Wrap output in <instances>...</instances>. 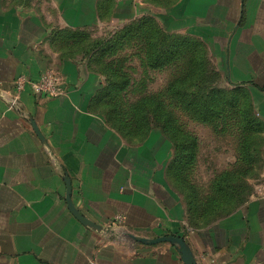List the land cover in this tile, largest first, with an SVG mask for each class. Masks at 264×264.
I'll return each instance as SVG.
<instances>
[{"label": "crops", "instance_id": "obj_1", "mask_svg": "<svg viewBox=\"0 0 264 264\" xmlns=\"http://www.w3.org/2000/svg\"><path fill=\"white\" fill-rule=\"evenodd\" d=\"M144 14L203 41L264 121V0H45L39 8L0 0V264H185L170 242L134 238L164 234L184 236L198 264H264V189L193 226L168 173L173 142L158 129L145 139L123 136L94 107L100 75L53 42L61 29ZM48 68L66 92L52 97L27 85L11 108L16 79L38 80ZM68 179L74 206L107 230L72 212Z\"/></svg>", "mask_w": 264, "mask_h": 264}, {"label": "rangeland", "instance_id": "obj_2", "mask_svg": "<svg viewBox=\"0 0 264 264\" xmlns=\"http://www.w3.org/2000/svg\"><path fill=\"white\" fill-rule=\"evenodd\" d=\"M15 1L28 3L36 8L45 5V0ZM147 17L152 16L144 14L140 17H132L127 22L111 20V23L104 27L83 30L85 32L84 40L74 45L75 48L71 54L85 61L88 68L101 77L100 86L95 93L97 95L95 96V108L106 120L121 126L120 131L128 136L137 133V129L134 127L138 117L136 112L143 108L141 119L173 122L172 125H169L168 130L171 135L182 136L181 132L184 131L185 136L196 137L193 162L179 176L175 174V171L170 173L173 186L186 203L193 200L202 209L210 202L225 201L224 195L221 194V197L216 190V182L223 173L238 172L240 181L237 184L241 189L238 188L239 193L236 196L240 201L238 203L233 201L228 205V208L238 209L245 205L251 196L264 189L261 161L251 163L250 155L247 154L250 140L254 139L253 148L257 147L261 150L263 157L264 129L250 130V127L246 128L245 111L248 107V96L246 92L242 93L240 90L234 89V86L224 79L208 49L206 48L207 58H204V61H208L210 70L216 71L210 73V76H215L217 79L213 85L221 89L226 97L222 95L224 99L217 98V103L222 102L221 112L207 114L204 116L206 119L203 120V116L195 110V107L191 109L185 105L186 103L183 105L180 100L171 95L168 89V86L174 82L180 84V81L175 80L187 76L193 66V62L190 63L189 57L187 58L189 50H185L183 55L162 67H154L148 62L150 54V49L146 48L149 46L148 40L146 41L145 37L142 38L136 32L115 53L107 51V46L89 47L94 40H104L113 35L118 36L125 29H129V26H134V23L141 21L142 18L144 21ZM156 20L160 24L157 18ZM59 43H62L63 51H66L64 43L61 41ZM58 45L57 48L60 49ZM88 48L89 50L86 51ZM102 50H104V54L101 53ZM121 73L126 74L129 83L126 88L119 90L112 83L118 79L121 81ZM211 83L209 82V85ZM183 85L188 88L191 94L200 96L202 89L199 88L197 81H185V84L180 86ZM104 86L112 88L111 94L102 93ZM232 98L236 103L235 106L230 105ZM222 100L228 103H223ZM151 103L158 107L151 110ZM147 124L155 125L152 122ZM204 210L206 216L211 219L224 216L230 211L225 208L215 209L213 207H206ZM202 212L204 211L202 210Z\"/></svg>", "mask_w": 264, "mask_h": 264}, {"label": "trees", "instance_id": "obj_3", "mask_svg": "<svg viewBox=\"0 0 264 264\" xmlns=\"http://www.w3.org/2000/svg\"><path fill=\"white\" fill-rule=\"evenodd\" d=\"M145 19V18H144ZM129 29H125V31L122 32V34L118 36H111L104 40L102 39H96L94 40L89 46L92 48H98L99 46L108 47L107 51L111 53H115L116 50H118L120 47L123 46V44L128 42V38L133 36L136 33L140 34L143 37H145L146 41L148 40L149 46L146 48L150 49V54L148 56V62L151 66L154 67H162L173 60H175L177 57L183 55L185 50H189V55H187V58L189 57V62H193V66L190 68L189 72L187 73V76H182L177 78L175 81H180V84L178 83H172L170 86H168V89L170 90V93L174 98H177L182 102V104L193 108L195 107V110L200 113L203 116V120L206 119L204 116L207 114H214V113H220V105L222 102L217 103V98L224 96V92L213 85L214 82H216V77L210 76V73H214L216 71H212L209 69L208 61L205 62L204 58L206 57L207 49L203 41L199 40L198 38H195L193 36L189 35H180L178 33H171L167 30H165L160 24L157 22L156 18L154 16L147 17L144 21L143 18L141 21L134 23V26H129ZM85 32L83 30H70V29H61L59 31H56L53 36V42H55L59 48L63 51L62 43H59V41L63 42L66 46V51H63L64 55H71V51L75 48L74 45L80 43L84 40ZM67 38V40H65ZM74 43V44H73ZM61 45V46H60ZM106 49V48H105ZM86 49V51H88ZM106 51V50H105ZM101 53H105L104 50L101 51ZM205 63V64H204ZM204 64V65H203ZM208 66V68H207ZM121 81L115 80L112 85H114L117 89L122 90L126 88L128 85V77L126 74L121 73ZM191 80H195L198 82L199 88L202 89V92L199 95L191 94L188 91V88H186L184 85L180 86L181 84H185V81L190 82ZM209 82H212L209 85ZM233 85V84H232ZM234 89L240 90L242 93L246 92L248 96V107L246 109V128L250 127L251 129H264V121L257 115L256 111L254 110L252 98L250 95V91L245 86L240 85H233ZM112 88L108 86H104L102 88V93L111 94ZM210 95H212L210 97ZM95 96H97L95 94ZM93 98V104L95 107V100L96 97ZM226 97V96H224ZM98 98V97H97ZM196 98H199L196 100ZM205 98V99H204ZM223 98V97H222ZM224 99V98H223ZM151 101V99H150ZM223 101V100H222ZM202 105H201V104ZM223 103H228L224 102ZM234 99L232 98L230 101V105L235 106ZM151 105V110H153L155 107H158L157 105L153 106V103ZM143 108H140L139 112H136L137 122L134 125V127L137 129V133L131 134L130 136L124 134L120 131L121 126H117L115 123L112 124L113 127H115L123 136L130 138V139H145L149 133L153 129H159L162 131V133L169 138L173 142L174 146V155L172 160L170 161L169 167H168V173L170 175L171 172L175 171L176 175L179 176L180 173L186 170V168L193 162L195 158V150H196V137L194 136H185L186 133L182 131V136H175L174 134L171 135L168 133V130L170 128L169 125H172L173 122L169 121H158L155 119L143 120L142 118ZM148 113V112H145ZM154 113V112H153ZM169 113V112H168ZM152 114V113H151ZM140 115V116H139ZM150 116L148 117V119ZM152 122L155 123L154 126H151L147 123ZM254 139L250 140V148L247 150V154L250 155V162H259L261 161V166L263 168V157L261 155V150H259L257 147L253 148ZM259 152V154H258ZM238 172H230V173H223L220 175L221 177L216 182V190L219 193V195L222 197L224 195L225 201H214L210 202L209 205L206 204L204 208L206 207H213L215 209H228L230 210L227 212L228 215L231 212H233L235 207L228 208V205H230L233 201L239 202L240 200L237 198L236 194L239 193L238 188L241 189V187L237 184L240 180L238 178ZM222 194V195H221ZM187 206V215L189 222L196 227H201L203 225H207L210 222L223 217H214L209 218V216H206L204 208L200 209L197 203L193 200H189L186 203ZM202 210L204 212H202ZM224 215V216H225Z\"/></svg>", "mask_w": 264, "mask_h": 264}, {"label": "built area", "instance_id": "obj_4", "mask_svg": "<svg viewBox=\"0 0 264 264\" xmlns=\"http://www.w3.org/2000/svg\"><path fill=\"white\" fill-rule=\"evenodd\" d=\"M63 83L62 76L53 68L45 70L38 80H31L25 75H20L16 79V92H14L13 96L6 98L11 108H19L21 92L27 85H30L32 90L36 93L55 97L66 92ZM116 217L119 220L122 218L121 215H117Z\"/></svg>", "mask_w": 264, "mask_h": 264}, {"label": "water", "instance_id": "obj_5", "mask_svg": "<svg viewBox=\"0 0 264 264\" xmlns=\"http://www.w3.org/2000/svg\"><path fill=\"white\" fill-rule=\"evenodd\" d=\"M34 127H35V130L37 131V133L41 136L39 129L37 128V126L35 124H34ZM44 142L46 143L45 140H44ZM67 183H68L67 201H68L69 207L72 210V212L86 225L91 226L92 228H94L98 231L107 230L108 228H106L102 224L96 223V222L88 219L87 217H85L83 214H81L79 212V210L74 206V204L72 202L71 185H70L69 179L67 180ZM134 238L136 240H139V241L144 242V243H149V244L158 243V242H162V241L170 242L179 250V252L181 254V258L185 264H198L196 256H195L190 244L186 241L184 236L177 235V234H164V235H160V236H157L154 238H149V237L134 235Z\"/></svg>", "mask_w": 264, "mask_h": 264}]
</instances>
